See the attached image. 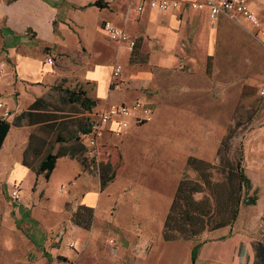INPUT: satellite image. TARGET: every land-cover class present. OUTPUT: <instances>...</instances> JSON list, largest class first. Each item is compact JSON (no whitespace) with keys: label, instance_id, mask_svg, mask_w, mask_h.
I'll return each mask as SVG.
<instances>
[{"label":"crops","instance_id":"obj_1","mask_svg":"<svg viewBox=\"0 0 264 264\" xmlns=\"http://www.w3.org/2000/svg\"><path fill=\"white\" fill-rule=\"evenodd\" d=\"M95 1L0 0V100L11 110V119L13 111L16 115L26 111L63 78L72 77L68 72L72 67L79 73L78 82L93 86L96 112L112 103L143 100L145 88L153 92L155 108L150 104L155 117L141 125L131 122L121 142L120 162L114 158L101 161L97 172H90L81 161L66 155L58 159L50 178L33 169L49 148L35 155L30 132L37 125L12 126L0 149V194L14 198L10 187L12 192L18 187L15 205L39 242L60 226L61 216L69 213L68 203L73 213L79 206L91 208L90 229L68 218L69 232L81 246V264L217 262L226 245L233 248L230 242L203 243L194 263L193 240L165 241L162 231L183 176L177 183L179 169L186 168L191 156L215 161L227 134L225 125L212 121V81L208 86L201 70L195 74L179 65L181 61L194 65L195 58L203 61L214 56L218 24L232 26L234 21L223 15L213 18L207 10H193L187 3L175 10L146 7L139 12L138 0H105L109 3L105 8L91 6ZM106 20L135 39L134 54L125 43L108 38L102 27ZM251 30L253 35L252 26ZM135 55L139 61L132 59ZM117 63L123 66V86L112 90L111 73ZM198 94L209 96L203 110L195 107L200 99L188 98ZM112 127H105L101 143L114 140ZM263 128L264 124L259 134ZM177 136H183V141ZM54 147L52 152L57 153L62 144L54 143ZM26 151L30 165L24 163ZM25 181L32 195L20 198ZM56 215L60 219L54 223ZM71 244L70 248L79 250L75 242Z\"/></svg>","mask_w":264,"mask_h":264},{"label":"rangeland","instance_id":"obj_2","mask_svg":"<svg viewBox=\"0 0 264 264\" xmlns=\"http://www.w3.org/2000/svg\"><path fill=\"white\" fill-rule=\"evenodd\" d=\"M252 4L264 27V0H255ZM233 21L232 26L218 24L214 56L203 61L195 58L194 65L189 66L185 61H181L179 68L195 74L201 70L208 78V86L212 81V103L209 107L213 113L214 123L225 125L226 133L230 125H234L235 122L242 123L237 130L239 136L237 140L241 139L245 147V171L253 184L249 195L257 196V201L253 205H242L240 215L232 227L205 232L199 238L193 239V244L213 240L232 244V249L226 245L228 249L223 250L219 261H208L203 264H264V128L260 130V134L263 135L258 133L264 124V95L260 93V89L264 87V46L253 37L250 22L240 18ZM134 58L139 61L136 55ZM130 65L144 66L138 63ZM68 72H72L73 76L63 78L58 84L60 89L51 90L45 97L50 111L63 110L66 119L72 120L82 110L79 105L68 102L64 97V89L86 90L93 98V86L89 83L83 86L84 83L78 82L76 75L79 73L77 74L72 67ZM188 98L200 99L195 101V107L203 110L204 101L208 100L209 96L205 98L204 94H198ZM140 99L151 102L155 108L153 92L149 89L141 90ZM205 108L207 109V105ZM13 113L15 117L16 112ZM83 115L89 117L90 114L83 110ZM13 117L10 119L11 122L14 120ZM91 118L93 119L92 116ZM37 134L38 137L42 136L40 132ZM123 138L124 135L100 143L95 149L100 163L110 161L112 158L116 163L121 161L120 147ZM179 138L183 141V136H177V140ZM184 172L185 166L180 168L176 175L177 183ZM190 175L194 177L195 173L190 172ZM20 192V198L32 193L28 181H25V187L21 188ZM5 195L0 194V264H81L80 243L74 239V234L69 232L71 226L68 218L71 219L73 214L72 204H67L69 213L67 216H61L60 226L52 229L46 240L39 242L40 240L32 234L33 227L24 223L25 215L23 219L20 217L14 201L16 197L6 198ZM52 209L49 207L48 211L51 212ZM57 219H60V215L53 217V221L50 220L56 223ZM61 232L62 237L57 239ZM223 236L225 237L221 239ZM72 242L77 244L79 250L70 248Z\"/></svg>","mask_w":264,"mask_h":264},{"label":"trees","instance_id":"obj_3","mask_svg":"<svg viewBox=\"0 0 264 264\" xmlns=\"http://www.w3.org/2000/svg\"><path fill=\"white\" fill-rule=\"evenodd\" d=\"M90 5L105 8L109 3L96 0ZM137 47L138 44L134 47L133 54ZM132 59L135 61V58ZM54 89L60 88L55 85L51 90ZM64 94L68 102L79 105L82 110L72 120L66 119L63 110H49L45 97L47 94L37 98L26 111L16 115L12 122L0 119V149L12 126L37 125L30 134V145H36L35 155H40L45 147L49 148L33 169L37 175H44L46 178H50L58 159L66 155L81 161L90 172H97L99 166L94 165V161L87 156V146L83 140V135L92 131L94 117L92 119L90 115L97 107L98 100L90 97L86 90L64 89ZM83 110L88 111L89 117L83 115ZM95 113L97 112L94 111ZM241 124L235 122L229 126L227 134L221 140L215 161L210 162L195 156L188 158L185 172L164 220L162 236L165 241L193 240L205 232L232 227L240 215L242 205H253L257 201V196L249 195L253 184L245 171V147L241 139L237 140V130ZM38 132L42 136L38 137ZM54 143L62 144L57 153L52 152ZM24 163L30 165L27 151ZM190 172L195 173V176L192 177ZM92 217L91 208L79 206L71 215V221L75 225L90 229ZM202 245L203 242L192 248L194 263Z\"/></svg>","mask_w":264,"mask_h":264},{"label":"built area","instance_id":"obj_4","mask_svg":"<svg viewBox=\"0 0 264 264\" xmlns=\"http://www.w3.org/2000/svg\"><path fill=\"white\" fill-rule=\"evenodd\" d=\"M254 0H138L137 9L142 12L146 7L151 9L167 11L175 10L181 7L184 3L189 5L193 10H207L209 15L213 18L216 16H226L232 20L237 21L239 18H244L251 23L253 36L258 42L264 46V27L260 18L252 7ZM102 27L108 38L113 41L125 43L130 50H133L136 41L123 28L114 24L111 21H103ZM49 63H54L52 57H48ZM123 66L117 63L111 73L110 89L117 90L123 86L122 79ZM1 73V68H0ZM264 94V89L260 91ZM12 115L10 109L3 100H0V119L9 120ZM94 117L93 127L91 133L83 135V139L87 146V156L94 161V165L99 163V155L95 151L102 141L106 133V126L113 125L110 130L113 137H122L130 128L131 122L141 125L154 119V111L150 102L143 100H134L129 103H112L106 109L91 114ZM19 193L18 187L12 192L14 197ZM71 244L70 247H73Z\"/></svg>","mask_w":264,"mask_h":264}]
</instances>
